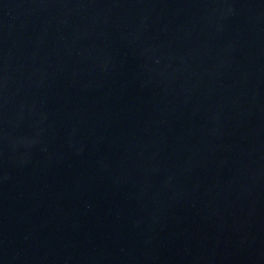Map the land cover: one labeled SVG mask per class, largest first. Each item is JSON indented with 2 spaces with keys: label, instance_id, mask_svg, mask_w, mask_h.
Returning <instances> with one entry per match:
<instances>
[{
  "label": "water",
  "instance_id": "obj_1",
  "mask_svg": "<svg viewBox=\"0 0 264 264\" xmlns=\"http://www.w3.org/2000/svg\"><path fill=\"white\" fill-rule=\"evenodd\" d=\"M0 264H264V0H0Z\"/></svg>",
  "mask_w": 264,
  "mask_h": 264
}]
</instances>
